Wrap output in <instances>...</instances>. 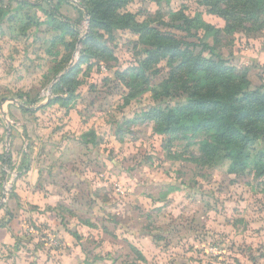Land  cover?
Here are the masks:
<instances>
[{
    "label": "rangeland",
    "instance_id": "obj_1",
    "mask_svg": "<svg viewBox=\"0 0 264 264\" xmlns=\"http://www.w3.org/2000/svg\"><path fill=\"white\" fill-rule=\"evenodd\" d=\"M234 2L0 0L6 264H264V124L240 169L226 105L189 101L209 75L264 96V0Z\"/></svg>",
    "mask_w": 264,
    "mask_h": 264
},
{
    "label": "trees",
    "instance_id": "obj_2",
    "mask_svg": "<svg viewBox=\"0 0 264 264\" xmlns=\"http://www.w3.org/2000/svg\"><path fill=\"white\" fill-rule=\"evenodd\" d=\"M241 1L242 0H239V2H234L232 4V6L238 9V12L240 8L242 14H246L248 17L251 14V11H257L255 0H246L245 2H243V4L241 3ZM248 5L251 7L250 10L246 9ZM246 28H248V30L254 29V27ZM158 39L160 41L154 45L156 51L152 53L153 55H158L159 52L162 51H165V53L170 55L174 50L177 49L179 45H183L182 42H177L173 39L171 40L172 42L170 44L166 45V43L162 41L165 40V37H158ZM208 78L211 79L210 87H208L207 90L203 88L199 89V92L191 93L189 101L191 103L197 104L198 107L202 109L210 108L212 105H215L218 102H223L226 105L227 108L224 109V111H227L228 113L227 121L224 123L215 124L217 125V127L213 129L214 131H212L213 133H215V135H218L220 137V139L216 142L217 148L215 149L218 151V153H215L213 155V158H228L232 159L234 162H236V159L241 160L242 164L240 166V169H245L247 163L250 160V156L247 154V143L250 142L255 135L260 134L259 131L256 130L261 124H264V108H260L259 110L250 108L248 109L246 106H243L242 103H245L249 107L258 106L259 103H264V96L259 94L258 92H244L242 88H238L235 83L231 81H227L223 86L222 84L217 83L212 75H209ZM225 92L229 93L226 95ZM179 112V109H175L176 115H178ZM222 112L223 110L218 111V114H221ZM151 114L152 111L150 113H147L145 117L149 119L152 116ZM174 117L170 116L167 119L170 121ZM177 124L178 121L175 122V126ZM248 125L252 126L254 129H252V131H244ZM165 130L167 131L170 129L168 128ZM252 134L255 135L252 136ZM241 139L243 144L242 146H240L239 152L236 157H232L231 154L233 153H229V150L231 149V147L239 143Z\"/></svg>",
    "mask_w": 264,
    "mask_h": 264
},
{
    "label": "crops",
    "instance_id": "obj_3",
    "mask_svg": "<svg viewBox=\"0 0 264 264\" xmlns=\"http://www.w3.org/2000/svg\"><path fill=\"white\" fill-rule=\"evenodd\" d=\"M24 204V202L22 203ZM26 208V207H24ZM10 214H11V211H10ZM8 216L7 219H5L3 225H0V264H6V260L4 258H2V253L4 252L3 250H1L3 247H5L6 245H11L13 244V238H12V233L14 234H19L17 231L14 230L13 228V221L12 220V217ZM30 214V213H29ZM25 215H26V218H28L29 220V217H28V212H25ZM27 221V220H26ZM28 223V222H26ZM18 224V223H17ZM23 226V224H20L19 225V229ZM18 229V230H19ZM14 251L18 252L17 249H15Z\"/></svg>",
    "mask_w": 264,
    "mask_h": 264
}]
</instances>
